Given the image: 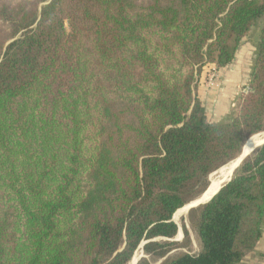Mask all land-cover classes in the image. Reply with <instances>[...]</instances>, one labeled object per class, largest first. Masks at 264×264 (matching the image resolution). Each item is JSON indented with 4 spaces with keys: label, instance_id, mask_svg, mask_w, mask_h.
I'll return each instance as SVG.
<instances>
[{
    "label": "trees",
    "instance_id": "trees-1",
    "mask_svg": "<svg viewBox=\"0 0 264 264\" xmlns=\"http://www.w3.org/2000/svg\"><path fill=\"white\" fill-rule=\"evenodd\" d=\"M262 19L233 119L205 67ZM264 133V0L0 3V264H240L264 226V144L207 203L211 174ZM260 145V144H259ZM174 216V217H173Z\"/></svg>",
    "mask_w": 264,
    "mask_h": 264
},
{
    "label": "rangeland",
    "instance_id": "rangeland-1",
    "mask_svg": "<svg viewBox=\"0 0 264 264\" xmlns=\"http://www.w3.org/2000/svg\"><path fill=\"white\" fill-rule=\"evenodd\" d=\"M3 1H16V0H0V3ZM261 24H262V19H258L254 22V24L251 26L250 31L248 32L246 37L242 40V44L238 50L237 56L235 57L236 58L234 63L235 65H238L237 63L241 62V64L238 65L240 67L239 70L241 77L239 83L237 82L236 84H233L231 87L229 85H224L222 79L218 76L217 70L209 67L208 68L205 67L204 69H202L201 74H203L204 76L203 82L205 86L204 89H202L201 87L203 86V83L200 86L199 84H197L196 95L198 99L202 101L205 107V112L208 122L221 123L234 118L233 116H235L234 114L236 113V105H237L238 97L240 95L241 88L245 83L244 81L246 80V73H247L246 70L250 68L251 60L253 57V47L255 50V45L257 44L258 36L260 34ZM240 54H242L241 57ZM212 75L214 76L213 78L214 84L213 86L210 87L208 84H209V79ZM198 80H200L199 77L197 78V81ZM212 97L215 98L212 100L213 101L212 104H210L211 101L209 102V100H211ZM217 109L219 111H217ZM261 136L264 137V133H261ZM254 137H257V135L253 136L252 139ZM249 145L250 142L248 144H245V147L243 146L244 150L248 149ZM219 176H220L219 174H216L214 178H218ZM186 216L187 213L181 215L179 217V220L175 221L179 227V232H178L179 234L178 236H176V240L181 241L183 239L181 227L185 225L189 230V235L191 239L190 246L186 249H179L173 252L170 256L176 255L181 252H187V250L190 251L191 253H195L197 251L196 240L189 228ZM263 231H264V226H263ZM144 244L145 242L142 245H140L137 251L135 252V253L140 252L139 254H141L136 264H138L143 258H146L143 249ZM157 263L158 261H156L154 264Z\"/></svg>",
    "mask_w": 264,
    "mask_h": 264
},
{
    "label": "crops",
    "instance_id": "crops-1",
    "mask_svg": "<svg viewBox=\"0 0 264 264\" xmlns=\"http://www.w3.org/2000/svg\"><path fill=\"white\" fill-rule=\"evenodd\" d=\"M254 51L255 50L253 47V55H254ZM237 53H238V51H237ZM237 53H236V56H237ZM241 55L242 54H240V57H241ZM235 59L236 58H234L233 62L230 65H228L222 69L217 70L218 76L222 79V82L224 83V85H229L230 87L233 84H236L237 82L239 83V81L241 79L240 70H239L240 67L238 66L241 64V62H238L237 63L238 65H235L234 64ZM252 61H253V57L251 60L250 68L248 70H246L247 71L246 80L244 81L245 83L243 84V87L241 88V92L246 87V85L249 81V75H250V69L252 66ZM199 78H200V80L197 81V84H199V86H200L203 83V86L201 88L204 89L205 85L203 82V78H204L203 74H200ZM214 98L215 97H212L211 100H209V102L211 101L210 104H212V102H213L212 100ZM201 103H202V101H201ZM202 105H203V103H202ZM217 111H219V110L217 109ZM210 123H212V122H210ZM240 264H264V231H263L262 237H261L260 241L258 242V244L256 245L254 251L251 252L250 254H248Z\"/></svg>",
    "mask_w": 264,
    "mask_h": 264
},
{
    "label": "bare ground",
    "instance_id": "bare-ground-1",
    "mask_svg": "<svg viewBox=\"0 0 264 264\" xmlns=\"http://www.w3.org/2000/svg\"><path fill=\"white\" fill-rule=\"evenodd\" d=\"M264 141V137H262L261 135H257V137H254L251 141H250V145L248 147V149H245L244 150V147L242 148V152L239 154L238 157H236L234 160H232L231 162H229L225 167H222L219 171H218V174L220 175L218 178H214L212 177L210 179V183L212 184H209V187H208V191L206 190V192L204 193V195L201 197V200H206L211 194H213L217 188L219 187L220 183L222 182V180H227L230 175H231V172L232 170L236 168L240 158L248 153L251 149H253L254 147L258 146L259 144H261L262 142ZM233 170V172H234ZM232 172V173H233ZM186 207V206H185ZM185 207L184 209L181 210V213H180V216L185 214ZM185 216V215H184ZM174 217V216H173ZM174 220V218L172 219ZM179 234V233H178ZM177 234V236H178ZM140 252L136 253L133 258L130 260V262L128 264H136L140 255L139 254Z\"/></svg>",
    "mask_w": 264,
    "mask_h": 264
},
{
    "label": "water",
    "instance_id": "water-1",
    "mask_svg": "<svg viewBox=\"0 0 264 264\" xmlns=\"http://www.w3.org/2000/svg\"><path fill=\"white\" fill-rule=\"evenodd\" d=\"M261 135V134H260ZM264 144V141L260 144V145H258V146H256V147H254L253 149H251L248 153H246V154H244L241 158H240V160H239V162H238V164H237V166H236V168H235V170L239 167V165H240V163L247 157V156H249L256 148H258V147H260V146H262ZM242 152V151H241ZM240 156H241V154H240ZM237 157V156H236ZM235 157V158H236ZM234 158V159H235ZM225 167V166H224ZM220 170V169H219ZM219 170H217L216 172H214L213 174H211L210 175V177H209V184H210V179L212 178V177H214L216 174H218V171ZM235 170H234V172H235ZM234 172L230 175V177L227 179V180H222V182L220 183V185H219V187L217 188V190L213 193V194H211L206 200H201V197L204 195V193L206 192H204L201 196H199L196 200H194L193 202H191L190 204H188L186 207H185V213H187L191 208H194V207H197V206H200V205H202V204H205V203H207L208 201H210L218 192H219V190L221 189V187L224 185V184H226L227 182H229L230 180H231V178H232V176H233V174H234ZM209 187V186H208ZM208 189V188H207ZM172 222H174V223H176L174 220H171ZM177 241V240H176ZM146 243V242H145Z\"/></svg>",
    "mask_w": 264,
    "mask_h": 264
},
{
    "label": "built area",
    "instance_id": "built-area-1",
    "mask_svg": "<svg viewBox=\"0 0 264 264\" xmlns=\"http://www.w3.org/2000/svg\"><path fill=\"white\" fill-rule=\"evenodd\" d=\"M214 76L212 75L211 77H210V79H209V86L211 87V86H213V84H214Z\"/></svg>",
    "mask_w": 264,
    "mask_h": 264
}]
</instances>
